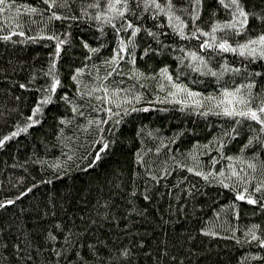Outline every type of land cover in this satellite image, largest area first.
Returning <instances> with one entry per match:
<instances>
[{"label": "trees", "instance_id": "1", "mask_svg": "<svg viewBox=\"0 0 264 264\" xmlns=\"http://www.w3.org/2000/svg\"><path fill=\"white\" fill-rule=\"evenodd\" d=\"M252 2L259 7L262 0ZM89 3L91 0H72V11L77 16L84 15L79 7H86ZM26 5H35L41 9L46 7L42 0H5L4 4H0V8L4 9L0 11V34L15 30L10 40L0 39V138L15 129L17 122L21 125L26 122V117L31 114V108L40 93L35 88H20L19 84L29 83L33 74L37 85L47 83L49 54L55 51V41L47 36L37 35L43 22L40 21L38 13L29 14L25 11ZM17 7L20 8L19 12ZM213 7L214 3L205 5L201 17L202 27L209 26ZM47 15L45 12L44 16ZM218 16L226 18L222 10ZM94 25H97L95 20L89 21L85 18L58 20L47 26L49 32L54 29L53 34L58 33L61 39L67 33V43L63 45L57 63L62 84L57 89L55 100L44 105L43 115L37 117L40 123L0 147V199L18 195L26 186L36 184L37 181L52 180V183H40L31 193L20 197L15 205L0 209V227L5 229L0 233V242L8 243L6 252L0 248V264H17L12 245L24 242L25 237L19 231L21 221H25L28 229H31L33 224L29 217H34L44 208L45 197L50 192L55 193L58 216L63 215L65 219L74 221L82 228L89 227L88 219L100 220L98 225L93 226L94 230L90 229L93 239H108L116 246L120 242L127 243L131 240L136 245L133 251L139 252L133 264H157V256L160 257L159 264H264V247L255 241L244 242L247 230L253 224H259L260 229L257 231L264 235V210L259 205L238 200L231 188L206 181L196 173L189 172L187 168L173 163L176 160L202 171H209L214 167L219 172L230 163L224 157L239 153L240 146L251 134L245 131V126L250 128L255 122L245 121V126L240 128L241 136L226 146L224 157H221L216 150L217 142L214 138L221 137L222 130L230 129L234 122L232 118L214 113L204 115L203 108L196 110L198 105L181 104L180 101L185 97L170 96L171 86L159 75L142 80L128 76L110 77L105 83H109L111 88L120 87L125 90L116 99L121 102L122 107L128 109V114L119 112L123 119L118 127H114L111 122L104 125L106 129H110L104 133L105 138L115 140V143L103 153L100 161L86 167L87 161L97 151L92 146V142L96 140L97 126L93 124L90 128H85L83 125L97 116L101 119L109 117L107 113L96 110L101 107L102 101H97L94 96L81 99L77 95L76 81L71 77L77 67L87 66L80 79L82 87L87 85L84 91H91L92 85L89 81L95 80V68L100 69L101 77L105 70L97 57L103 60L111 55L115 46L114 33L110 26H105L104 35H101L100 28ZM19 31H23L25 35L20 36ZM83 40H87L94 47L97 44H104L105 47L100 53L85 59L88 49L83 47ZM140 43L141 47L137 49V67L148 72L157 71L167 64L174 76L176 75L178 61L173 55L149 53L146 58L141 57L139 53L144 45L143 41ZM188 43L196 45L195 40ZM224 55L229 62L233 61L234 54ZM235 60L239 61L240 58L235 56ZM259 65L260 61L255 62L257 70ZM125 68L130 70L131 65L126 64ZM41 70L45 74H41ZM179 79L205 95L218 91L221 86L215 83L214 78L194 72L181 75ZM244 79L242 74L236 78L235 83L239 84ZM256 79L257 84L253 91L258 95L253 97V106L257 105L258 100L264 99V76ZM160 83H164L165 87H158ZM223 84L233 86L232 81L227 78ZM65 91L78 103L85 105L80 109L85 112L83 117L72 113L71 107L59 98ZM244 91L247 92V89ZM136 93H140L142 98L132 99ZM125 96L129 99L124 100ZM103 106L112 107L114 112L118 111L113 104ZM205 106H209L208 102H205ZM60 116L68 117L71 123H61ZM209 148L212 150L209 151ZM138 150L143 164L137 162ZM257 150L259 151L258 147ZM251 151V148L247 150L248 153ZM261 155L264 156V152ZM213 157L217 158L215 164ZM231 163L240 170V161ZM144 165H148V170L160 178L158 184L146 175ZM165 169L171 174L160 177V172ZM248 171L255 177L250 181L251 192L256 184H264V166L258 163L255 171ZM146 180L148 184H145ZM232 180L235 181V177ZM149 186L152 192L151 201L140 195ZM243 186L239 181L234 184L237 190ZM134 188L139 189V192L133 200L130 193ZM188 188L192 191L189 192ZM254 194L261 196V192ZM105 199L110 201V213L116 219L109 218L105 221L97 215V212L104 210ZM234 200L236 205L232 206ZM133 206L136 208L135 212L130 211ZM21 208L32 211L21 213ZM141 212L143 215L139 214ZM81 214L85 217L83 221L80 219ZM51 222L49 218L41 221V225ZM9 224L12 225L11 228ZM202 227L216 231L219 235L202 233L199 231ZM33 235L36 243L43 244L42 234L33 232ZM112 237H117V240L113 241ZM234 237H240L241 242L237 243ZM141 238L146 241L142 249L137 243ZM165 246L168 248L167 255L161 251ZM149 249L152 250L151 253ZM257 252L260 253L259 257L255 256ZM29 255H32L31 250ZM172 257L176 259L173 260ZM41 259L43 257L37 255L32 264H39ZM88 259L91 261L90 256Z\"/></svg>", "mask_w": 264, "mask_h": 264}, {"label": "snow or ice", "instance_id": "2", "mask_svg": "<svg viewBox=\"0 0 264 264\" xmlns=\"http://www.w3.org/2000/svg\"><path fill=\"white\" fill-rule=\"evenodd\" d=\"M4 2L5 0H0V4H4ZM42 2L46 5L43 9L35 5H26L24 10L29 14H39L40 21L43 23L37 35L47 36L50 40L55 41V51L49 54L50 62L46 72L49 79L47 83L37 85L34 79L35 74H33V77L29 79V83L19 84L20 88H35L40 96L31 108V114L26 117V122L23 125L17 122L15 129L0 138V147H4L7 141L19 136L22 132H28L31 126L40 123V119L37 117L43 115L44 105L55 100L57 89L62 84L57 63L61 57L63 45L67 43V33L65 38L61 39L58 33L53 34L54 29L53 32H49L47 26L58 20H82L87 18L89 21L95 20L97 22V25L94 26L100 28L101 35H104L105 26H110L114 33L115 46L112 48L111 55L103 60H99V57H97L99 63L105 66V70L103 77H101L100 69L94 66L95 80L89 81L92 85L91 91H84L87 85L82 87L80 79L87 66L77 67L71 77L73 81H76L77 95L81 99L94 96L97 101H102L101 107L96 110L107 113L109 117V119H101L97 116L83 125L85 128H90L93 124L97 126L96 140L92 142V146L97 151L92 154V159L87 161L86 167H91L100 161L103 153L109 149L111 144L115 143V140L110 141L105 138L104 133L110 131V129H106L104 125L111 122L114 127H118L123 119L119 116V112L123 111L125 115L128 114V109L122 107L121 102H117L116 99L125 90L120 87L111 88L110 84L105 82L109 81L110 77L114 78L116 76H128L136 80H142L155 78L159 75L163 81L171 86L170 96L183 95L185 97L180 101L181 104L198 105L199 107L196 110L199 111L200 108H203L204 115L214 113L218 116L233 119L234 122L230 129L227 131L222 130V136L214 138L217 142L216 150L221 157H224L226 146L236 137L241 136L240 128L245 126V121L255 122L250 128L245 126V131L251 134L240 146L239 153L235 155L227 154L224 157L230 163L225 168H221L219 172L214 167L209 171H202L176 160H173V163L181 168H187L189 172L196 173L206 181L219 184L224 188H231L238 200L259 205L264 210V184H256L250 192V181L255 177L248 171V169L255 171L258 163L264 166V156L261 155L264 152V99L258 100L256 106H253L252 103L253 97L258 95L253 91L257 84L256 77L264 76V0H262L259 7L252 0H179V2L177 0H91V3L86 7L80 5L79 11L84 14L81 16H77L72 11V0H42ZM209 3H214V7L211 9L209 26L205 28L201 26L203 22L201 17L205 5ZM89 9L94 11H89ZM3 10V8H0V11ZM16 10L19 12L20 8L17 7ZM221 10L226 18L218 16ZM45 12L48 13L47 17L44 16ZM29 19L31 20V15ZM250 21L254 23H250ZM32 22L35 23L36 21ZM14 34L15 30L8 31L0 34V39L10 40ZM18 34L20 36L25 35L23 31H19ZM191 40L196 41L195 46L188 43ZM140 41H143L144 45L143 50L139 53L141 57L146 58L149 53L173 55L178 61L176 75L174 76L173 71L170 70L167 64L161 66L157 71L148 72L137 67V49L141 47ZM83 47L88 49L85 59H89L93 54L100 53L105 45L97 44L94 47L87 40H83ZM224 53L234 54L233 61L229 62ZM235 56H238L240 60L236 61ZM257 61H260L259 70L254 66ZM126 64L131 65L130 70H126ZM188 72L214 78L215 83L221 86L218 91L209 92L205 95L196 89L190 88L179 79L181 75H186ZM41 74H45L44 70H41ZM242 74L245 79L239 84L235 83L236 78ZM225 78L231 80L233 86H225L223 84ZM157 86L164 88L165 84L160 83ZM245 89H247V92L244 91ZM59 98L71 107L72 113L80 117L85 115V112L80 110L85 105L70 97L67 91ZM141 98L140 93H136V96L132 97L135 100ZM127 99L129 97L125 96L124 100ZM205 102H208L209 106H205ZM90 104L91 101L89 100V106ZM104 104H113L118 111L114 112L112 107H104ZM59 119L61 123H71V120L66 116H60ZM209 143L211 144V142ZM250 148L252 151L248 153L247 150ZM211 150L209 148V151ZM232 161L241 162L240 170H237L236 165L231 163ZM137 162L144 163L139 150L137 152ZM216 162L217 158L213 157V163ZM144 167L146 175L158 184L160 178L154 172L148 170V165H144ZM226 172L228 173L227 176L225 175ZM170 174L165 169L160 172V177ZM61 175H63V172H61ZM245 176H247V179H245ZM232 177H235V181L232 180ZM236 181L244 185L239 190L234 187ZM40 183H52V180L37 181L36 184L26 186L18 195L0 199V209H7L8 206L15 205L20 197H24L26 193H31ZM145 184H148L147 180ZM150 187L145 188L140 193L147 201L152 199ZM188 191L191 192L192 189L188 188ZM138 192L139 189L134 188L130 193L133 200ZM256 192H261V196H255L254 193ZM45 201L44 208L40 209L34 217H29L33 224L31 229H28L25 221H21L19 231L25 237L24 242L23 244L15 243L12 245L14 254L17 257V264H20L21 261H23V264H32V260L37 255L43 257L39 264H50V261L51 264H133V260L138 257L139 252L133 251L136 245L131 240L127 243L120 242L119 246H116L108 239H93L90 229L94 230L93 226L98 225L100 220L88 219L89 227L82 228L74 221L65 219L63 215L58 216L54 192L48 193ZM131 202L132 200H130ZM60 203L63 207V202ZM235 205L236 200L232 201V206ZM103 209V211L97 212V215L103 220L116 219V217L111 216L109 200L105 199L103 201ZM19 211L25 213L26 211H32V209L21 208ZM130 211L135 212V206ZM139 214L143 215V212ZM236 215L238 217L239 213L237 212ZM49 218L52 220L51 224L42 226L41 221H46ZM80 219L81 221L85 219L83 214H81ZM9 227L11 228L12 225L9 224ZM24 229L28 230L24 231ZM258 229H260L259 224L251 225L247 230V238L244 242L255 241L264 247V235H261L257 231ZM4 231L5 229L0 227V233ZM199 231L212 236L219 235L218 232L207 227H202ZM33 232L42 234L43 244L35 242ZM234 239L237 243L241 242L240 237H234ZM112 240H117V237H112ZM137 243L139 248L142 249L146 241L141 238ZM0 248H3L6 252L8 243L0 242ZM29 250H31L32 255H29ZM151 251L149 249V253ZM161 251L164 255H167V246ZM89 256L91 261L88 259ZM255 256L259 257L260 253L257 252ZM172 259L175 260L176 257H172ZM159 260L160 257L157 256V264H159Z\"/></svg>", "mask_w": 264, "mask_h": 264}]
</instances>
